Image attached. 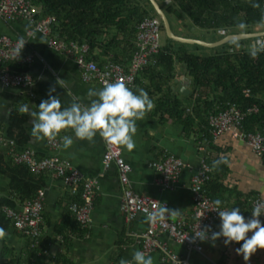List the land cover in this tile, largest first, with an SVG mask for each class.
Returning <instances> with one entry per match:
<instances>
[{
  "label": "crops",
  "instance_id": "0c3cea01",
  "mask_svg": "<svg viewBox=\"0 0 264 264\" xmlns=\"http://www.w3.org/2000/svg\"><path fill=\"white\" fill-rule=\"evenodd\" d=\"M35 9L38 11L39 8ZM196 28L199 33L209 34L213 31ZM255 29L262 31L264 25H258ZM217 31L219 36L213 40L183 37L212 42L225 35L224 31ZM0 35L24 39L27 49L35 54L33 61L23 70L30 76L28 85L0 87V201L6 199L14 208H18L22 199L10 188V179L2 169L15 164L14 156L24 149L33 151L37 157L52 153L48 149L47 138L36 140L30 135L33 118L28 113L20 112V106L28 104L30 110H38L41 100L48 98L50 88H55L51 94L59 96L62 107L77 100L87 105V91L90 88L98 90L102 86L96 82H83L74 61L49 47L45 38L31 31L24 22L0 19ZM187 50L206 54L201 49ZM150 77L151 74L139 73L132 90L139 94V89H143L153 102L152 109L136 121L137 130L133 137L135 147L128 151L118 145L122 158L130 165L129 187L136 194L148 195L161 204L165 203V208L169 209L166 212L168 219L180 217L190 221L192 173L197 170L202 157L212 164L223 157L228 161L227 164L213 166L216 172L211 167L210 176L216 175L217 183L221 185L220 189L215 190V195L222 201L224 209L239 207L245 217L250 216L253 199H264V153L255 155L243 140L232 137L229 132L215 139L210 137L209 140L203 134L204 131L196 126L197 120L192 128L186 130L182 122L160 110L156 111V103L171 94L178 98L189 95L188 99H182L183 105L186 112L194 109V96H190L192 82L183 67L178 64L175 66L169 90L165 85L158 88L159 78ZM181 88L184 93L180 92ZM13 120L19 121L24 136L20 146L15 142L9 143L8 129ZM63 135H72V131L62 130L55 137L59 139V146L53 153L68 160L84 178L94 183L96 195L89 215L90 221L86 227H80L76 222L69 205L72 201L78 202L79 198L70 194L60 178L51 171L36 175L32 173L41 179L40 188L44 191L38 244L31 248L29 239L10 224L4 229V235L0 236V264H119L121 258L131 260L133 252L141 250L140 235L148 227V218L137 213L127 220L120 211L123 187L117 166L110 163L105 167L102 163L103 138L97 135L92 141L75 139L70 147L64 148L61 141ZM166 153L175 155L185 163L172 189L158 186V173L151 167V162L161 159ZM259 219L264 222V216ZM155 238L176 255L187 257L188 264H264V249H257L248 261H244L242 254L236 253L242 241L226 246L223 237L205 239L201 242L200 251H187L164 232H158ZM146 255L153 258V264H167L161 262L162 254L157 249Z\"/></svg>",
  "mask_w": 264,
  "mask_h": 264
},
{
  "label": "built area",
  "instance_id": "2783aa9c",
  "mask_svg": "<svg viewBox=\"0 0 264 264\" xmlns=\"http://www.w3.org/2000/svg\"><path fill=\"white\" fill-rule=\"evenodd\" d=\"M264 8V0H260ZM37 10L30 0H0V19L3 21H22L29 26L31 31L44 37L46 44L71 58L77 66L83 82H96L103 86L104 81L114 82L122 80L127 87L133 90L135 78L146 66L156 62L162 44L159 41L161 21L157 15H145L136 26L134 39L135 50L127 66L119 63L106 62L101 66L89 58L86 43L64 41L51 35V25L54 22L51 16H37ZM24 44V45H23ZM264 48V39L257 38L252 43V48ZM35 54L28 50L25 40L0 35V87L28 85L31 81L26 71L13 69L11 65L26 66L33 61ZM248 90L244 94L248 95ZM257 107L252 106L242 111L235 103L226 102L217 112L210 113L207 125L211 139L217 138L222 133L229 132L234 138L243 140L252 153L260 156L264 153V133L255 131L247 132L243 129L244 117L256 112ZM102 163L107 167L110 163L117 166L119 181L123 187L119 209L127 220L139 213L148 218V227L140 235L141 251L145 254L159 250L162 254L161 262L167 264H188L187 257L179 256L167 249L164 243L157 241L158 232L166 233L174 242L185 247L187 251L201 250L199 238L194 234L200 230L207 233L205 239H211L212 232L217 231L220 222L218 212L212 210L214 205L208 196L205 183L210 179L211 167L202 157L198 168L190 177L191 194V220L183 218L168 219L165 213L162 219L150 220L151 213L165 207L157 199L144 194H136L129 187L128 173L130 165L121 156V150L116 144L107 143L104 139ZM10 144L13 141H9ZM48 149L51 154L37 157L33 151L24 149L14 156V162L24 164L31 173L39 174L51 171L60 178L73 196H78L79 201H72L69 210L80 227H86L90 221V211L96 195L94 183L86 179L71 165V163L57 156L55 151L59 146V139H47ZM185 163L175 155L166 153L161 159L151 162V167L158 173L156 183L164 189H172L180 170ZM44 191L40 188L28 199H24L18 208L2 206L1 211L11 222L12 227L29 239V246L36 247L41 234V211ZM260 204L264 206V199L256 197L252 207ZM264 216V215H262ZM204 239V240H205Z\"/></svg>",
  "mask_w": 264,
  "mask_h": 264
},
{
  "label": "trees",
  "instance_id": "16d2710c",
  "mask_svg": "<svg viewBox=\"0 0 264 264\" xmlns=\"http://www.w3.org/2000/svg\"><path fill=\"white\" fill-rule=\"evenodd\" d=\"M30 1L39 8L37 16L53 17L52 36L64 41L86 43L89 58L100 66L108 61L128 65L135 50L136 26L145 15L150 14L146 6V3L150 5L148 0H145L146 3L140 0ZM168 1L165 6L159 4L168 20L171 16L180 19L185 15L194 26L205 30H222L226 35L253 32L256 26L264 25V8L260 0ZM150 8L152 9L151 5ZM237 29L239 31H235ZM171 41L168 39L161 46L155 56L156 62L139 73L151 74L150 78H159L158 88L165 85L169 90L175 66L180 65L191 79L193 91L190 96H194L195 105L191 112H186L182 99H188L189 95L178 98L171 94L156 103V111L160 110L170 118L182 122L186 130L192 128L197 120L196 126L210 140L207 130V117L210 113L217 112L226 102L235 103L242 111L254 105L257 111L244 117L243 129L247 132L264 133V48H257V55L252 57V48L232 50L233 44L226 43L209 48L210 52L202 55L184 49L185 43H179L180 46L175 47ZM190 45L195 46V49L203 48L197 44ZM11 67L19 71L25 70L24 66ZM246 89L249 92L247 96L244 94ZM16 121L13 120L9 126L8 135L20 146L24 142V136L19 121ZM206 162L213 168L210 161ZM2 171L10 179V188L22 201L31 198L42 186L41 179L34 176L24 164L15 163L4 167ZM213 171L216 172L217 169L213 168ZM217 178L216 175L210 176L205 183L211 200L217 199L215 190L221 188ZM4 205L14 206L6 199L0 201V228L3 229L11 224L1 211Z\"/></svg>",
  "mask_w": 264,
  "mask_h": 264
},
{
  "label": "clouds",
  "instance_id": "9594fccd",
  "mask_svg": "<svg viewBox=\"0 0 264 264\" xmlns=\"http://www.w3.org/2000/svg\"><path fill=\"white\" fill-rule=\"evenodd\" d=\"M250 55H257L255 46ZM52 92H55V88L49 89L48 98L41 100L38 110H30L28 104L21 105L19 110L33 118L30 135L36 140L53 139L62 130L70 129L72 135L61 136L64 148L70 147L75 139L92 141L99 135L107 143L121 145L131 151L135 147L133 137L137 130L136 121L153 107L146 91L139 89V94H136L120 79L114 82L104 81L98 90L90 88L87 91V105L77 100L62 107L59 96L52 95ZM227 162L222 157L214 161L213 166ZM212 204V210L218 212L220 224L219 231L212 232L211 239L223 237L226 246L242 241L235 251L242 254L244 261H248L257 249H264V222L259 219L264 215V206L257 204L251 215L245 217L239 207L224 209L220 199H214ZM168 211L169 209L162 207L151 213L149 219H162ZM3 235L4 229L0 228V236ZM194 236L204 240L207 233L200 230ZM119 264H153V258L141 250H135L131 260L121 258Z\"/></svg>",
  "mask_w": 264,
  "mask_h": 264
},
{
  "label": "rangeland",
  "instance_id": "374dc122",
  "mask_svg": "<svg viewBox=\"0 0 264 264\" xmlns=\"http://www.w3.org/2000/svg\"><path fill=\"white\" fill-rule=\"evenodd\" d=\"M140 1L142 3L145 2V0H140ZM157 1L159 2V4L164 5V6L169 3L168 0H157ZM146 6L149 10V13L154 14V11L150 8V5L146 3ZM169 23H170V27H171L172 32L178 36H182V37L183 36H194V37H201V38L210 39V40L216 39L219 36L217 33L218 32L217 30L212 31L209 34L199 33L197 28L194 27V25L190 22V20L185 15H183L180 19H177L176 17L171 16V17H169ZM259 30H261V29H254V31H259ZM235 31H239V29H237ZM212 33H216V34H212ZM261 38L264 39V37H261ZM256 40H257V38H251V39H244L243 44H240L241 40H235V41H231L229 43L233 44V47H231L232 50L241 49V48L250 49V48H252L251 47L252 43L256 42ZM159 41L162 45L168 42V39H167L163 29L160 30ZM171 44L175 47L180 46L179 42L177 43L176 41H171ZM183 47H184V49H188V48L189 49L190 48L195 49V46L190 45V44H188V45L185 44ZM214 48H216V47H214ZM198 49H201L206 54H208L210 52V49L207 47H204V48L200 47Z\"/></svg>",
  "mask_w": 264,
  "mask_h": 264
},
{
  "label": "water",
  "instance_id": "95a60500",
  "mask_svg": "<svg viewBox=\"0 0 264 264\" xmlns=\"http://www.w3.org/2000/svg\"><path fill=\"white\" fill-rule=\"evenodd\" d=\"M148 2L150 3L154 13L159 17L161 24H162V27H163V31H164L166 37L168 39H171L172 41H176L179 43H185V44H197V45L207 47V48H214V47H218V46H221L223 44H226V43H229V42L235 41V40H244V39L264 37V30L253 31V32H249V33H245V32L230 33V34H226L223 37H221L220 39L212 41V42H206V41H203L200 39L178 36L172 32L169 20H168L166 14L164 13V11L162 10V8L160 7L158 1L157 0H148ZM183 88H185V87H183ZM183 88L180 89L181 93H184Z\"/></svg>",
  "mask_w": 264,
  "mask_h": 264
}]
</instances>
